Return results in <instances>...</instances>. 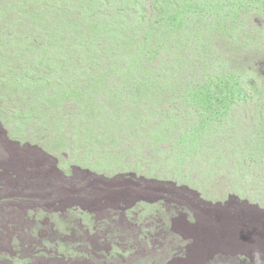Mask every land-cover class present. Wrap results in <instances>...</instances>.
I'll return each mask as SVG.
<instances>
[{
    "label": "rangeland",
    "instance_id": "1",
    "mask_svg": "<svg viewBox=\"0 0 264 264\" xmlns=\"http://www.w3.org/2000/svg\"><path fill=\"white\" fill-rule=\"evenodd\" d=\"M107 3L131 69L51 83L48 0H0V264H264V0Z\"/></svg>",
    "mask_w": 264,
    "mask_h": 264
},
{
    "label": "trees",
    "instance_id": "2",
    "mask_svg": "<svg viewBox=\"0 0 264 264\" xmlns=\"http://www.w3.org/2000/svg\"><path fill=\"white\" fill-rule=\"evenodd\" d=\"M108 1L109 0H48V6L51 8L50 12L54 13L52 20L50 19V22H52H49L50 29L48 31L51 41L48 66L50 78L48 76V79L51 83L56 82V80L58 82H61V80L65 82L68 80V77L65 78V76H67V73H70L73 55L78 54V52L81 64H78L79 67H76L74 72L85 70L84 62L86 59L97 61L107 60L113 63V61L116 60L119 62L118 59L121 58L126 62V70L131 69L129 68L131 61L128 60V57L124 58L123 56L132 54V56L135 57V55L139 53V49L134 48V50H132L126 42H122L118 38L120 29L118 27H112L113 15L111 14V5L107 3ZM96 2L97 5H95ZM119 4H124V0H119ZM126 10L127 8L125 7L121 8L122 12ZM39 19L41 20V18ZM128 23V28H131L133 22L128 20ZM38 32L37 35L42 37L43 32L41 30ZM54 32L57 33V35L55 39H52L51 33ZM134 46H136V44ZM53 59L55 61H53ZM171 62L173 64V61ZM40 63L39 61L38 64ZM223 63H225L224 60H222L221 64ZM156 67L158 69L162 68L161 65ZM24 71L25 69H23V71L21 70V72ZM83 75L85 76V74ZM221 75L222 74L217 76L218 79L216 81L218 83H221ZM238 83L239 80L235 79V84ZM37 84L39 85V82H37ZM215 85H217V83H215ZM82 92L86 91L83 90ZM0 219L8 223L7 228H3L0 225L2 230L10 231L16 227L11 224L15 221L8 219L6 214H2ZM99 242H101V239ZM101 251H103V249Z\"/></svg>",
    "mask_w": 264,
    "mask_h": 264
},
{
    "label": "bare ground",
    "instance_id": "3",
    "mask_svg": "<svg viewBox=\"0 0 264 264\" xmlns=\"http://www.w3.org/2000/svg\"><path fill=\"white\" fill-rule=\"evenodd\" d=\"M0 217H1V215H0ZM8 231V230H7Z\"/></svg>",
    "mask_w": 264,
    "mask_h": 264
}]
</instances>
